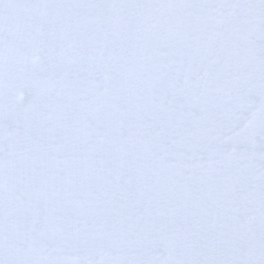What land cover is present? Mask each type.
Wrapping results in <instances>:
<instances>
[{
    "label": "snow or ice",
    "instance_id": "1",
    "mask_svg": "<svg viewBox=\"0 0 264 264\" xmlns=\"http://www.w3.org/2000/svg\"><path fill=\"white\" fill-rule=\"evenodd\" d=\"M0 264H264V0H0Z\"/></svg>",
    "mask_w": 264,
    "mask_h": 264
}]
</instances>
